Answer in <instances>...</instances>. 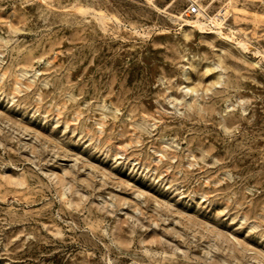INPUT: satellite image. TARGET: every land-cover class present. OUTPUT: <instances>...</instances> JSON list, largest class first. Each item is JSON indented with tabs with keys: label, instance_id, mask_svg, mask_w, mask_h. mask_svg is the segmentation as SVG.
Here are the masks:
<instances>
[{
	"label": "rangeland",
	"instance_id": "obj_1",
	"mask_svg": "<svg viewBox=\"0 0 264 264\" xmlns=\"http://www.w3.org/2000/svg\"><path fill=\"white\" fill-rule=\"evenodd\" d=\"M0 264H264V0H0Z\"/></svg>",
	"mask_w": 264,
	"mask_h": 264
},
{
	"label": "bare ground",
	"instance_id": "obj_2",
	"mask_svg": "<svg viewBox=\"0 0 264 264\" xmlns=\"http://www.w3.org/2000/svg\"><path fill=\"white\" fill-rule=\"evenodd\" d=\"M187 22V21H186ZM211 23L213 26H220L221 24L219 22H216L214 20V18H211L209 21H208V24ZM187 25L190 26L191 28L193 29H196L197 31L201 32V33H205L206 30H207V22L205 21H201L199 20L198 18L195 19V20H192V21H188L187 22ZM210 29V27H208ZM215 34L219 37H222V38H226L227 39V36L225 34H223L220 30H218L217 32H215ZM241 44V43H240ZM239 44V45H240ZM242 46V45H240Z\"/></svg>",
	"mask_w": 264,
	"mask_h": 264
},
{
	"label": "built area",
	"instance_id": "obj_3",
	"mask_svg": "<svg viewBox=\"0 0 264 264\" xmlns=\"http://www.w3.org/2000/svg\"><path fill=\"white\" fill-rule=\"evenodd\" d=\"M186 11L189 16H199L200 15V8L196 4H190L187 8Z\"/></svg>",
	"mask_w": 264,
	"mask_h": 264
}]
</instances>
